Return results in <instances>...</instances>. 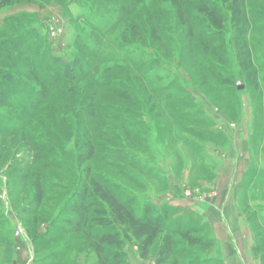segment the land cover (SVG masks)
Returning <instances> with one entry per match:
<instances>
[{
    "label": "rangeland",
    "instance_id": "374dc122",
    "mask_svg": "<svg viewBox=\"0 0 264 264\" xmlns=\"http://www.w3.org/2000/svg\"><path fill=\"white\" fill-rule=\"evenodd\" d=\"M38 2L0 29L21 21L0 39L14 57L2 73L12 79L0 106V264H99L64 221L94 179L123 190L135 215L146 203L170 209L144 258L124 242L127 264H156L165 235L164 264H220L204 263L216 238L198 210L226 224L236 195L264 264V0H244L240 23L229 0ZM204 3L221 8L220 32ZM96 204L90 216L105 207Z\"/></svg>",
    "mask_w": 264,
    "mask_h": 264
},
{
    "label": "trees",
    "instance_id": "16d2710c",
    "mask_svg": "<svg viewBox=\"0 0 264 264\" xmlns=\"http://www.w3.org/2000/svg\"><path fill=\"white\" fill-rule=\"evenodd\" d=\"M19 0H0V8L7 7ZM43 1V0H38ZM229 10L231 18L237 23L242 20L246 22V14L244 9V0H229ZM200 13L214 27L217 32L223 28L225 21L224 14L217 4H201L199 7ZM14 24L9 26V31L0 32V39H12L15 33H18V28L21 21L18 17L9 20ZM27 21V20H26ZM7 26V25H6ZM4 32V33H3ZM3 54V55H2ZM11 51L4 47V42L0 40V106H4L11 95L10 85L12 74L3 75V71L13 67V63L6 64V60L14 59L11 57ZM73 68H69V75L74 74ZM74 77V76H73ZM24 98V95L21 96ZM92 152L85 154V160L89 159ZM89 191L86 184H83L80 191L73 196L71 215L67 216L65 221L66 232L72 233L71 230L80 232L86 239L88 247L93 248L99 264H127L125 262L126 253L121 250L124 242L128 239H133L137 244L140 257L144 258L149 251L150 246L156 237L166 229V219L169 216L168 208L164 207L158 211V208L146 203L143 206L141 215H135L132 209V200L125 198L123 190L119 188H111L106 182H99L94 179ZM39 188V186H38ZM37 195H40L38 190ZM93 197V198H90ZM98 199L96 202L95 199ZM90 200V202H88ZM93 203L96 205L104 204L102 211H98L95 215L90 216L89 211ZM95 211V210H94ZM50 222V226H51ZM172 226L175 232L186 238L189 235V228L182 230V219L178 218ZM191 229V227H190ZM213 245V241L210 247ZM105 246L115 248V251L107 254ZM173 242L169 235L162 238L156 264H164V262L172 255ZM216 261L223 264L215 257L206 258L204 263ZM203 263V262H202ZM172 264H178L173 261Z\"/></svg>",
    "mask_w": 264,
    "mask_h": 264
},
{
    "label": "crops",
    "instance_id": "0c3cea01",
    "mask_svg": "<svg viewBox=\"0 0 264 264\" xmlns=\"http://www.w3.org/2000/svg\"><path fill=\"white\" fill-rule=\"evenodd\" d=\"M39 3L38 1L24 2L21 6H14V10H7L9 7H1L0 29L4 24V20L8 19V17L20 11H36L39 9ZM239 202V195H236L233 210L230 209L225 214L227 225L222 222L218 214L206 210V208L198 211L202 212L201 215L208 221L214 231L216 243L213 255L216 259L220 260L223 264H257L256 259L252 256L255 240L254 234L248 228L247 222L244 221L245 216Z\"/></svg>",
    "mask_w": 264,
    "mask_h": 264
},
{
    "label": "water",
    "instance_id": "95a60500",
    "mask_svg": "<svg viewBox=\"0 0 264 264\" xmlns=\"http://www.w3.org/2000/svg\"><path fill=\"white\" fill-rule=\"evenodd\" d=\"M236 88H237L238 90L242 89V88H243V84H242L240 81H238V82L236 83Z\"/></svg>",
    "mask_w": 264,
    "mask_h": 264
},
{
    "label": "built area",
    "instance_id": "2783aa9c",
    "mask_svg": "<svg viewBox=\"0 0 264 264\" xmlns=\"http://www.w3.org/2000/svg\"><path fill=\"white\" fill-rule=\"evenodd\" d=\"M17 232L21 233L20 229H18V231H17Z\"/></svg>",
    "mask_w": 264,
    "mask_h": 264
}]
</instances>
